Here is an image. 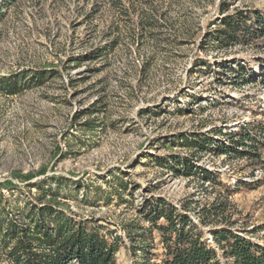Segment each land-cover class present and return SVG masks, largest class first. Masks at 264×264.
Wrapping results in <instances>:
<instances>
[{"label": "rangeland", "instance_id": "obj_1", "mask_svg": "<svg viewBox=\"0 0 264 264\" xmlns=\"http://www.w3.org/2000/svg\"><path fill=\"white\" fill-rule=\"evenodd\" d=\"M0 7V78L42 74L20 80L15 94L0 90V185L12 187L0 190V209L39 205L43 190L27 186L43 180L68 216L111 225L128 244L120 227L144 224L137 207L145 201L198 209L220 196L218 182L213 191L212 181L166 166L187 156L237 188L225 215L262 243L264 163L197 152L178 137L226 141L264 121V46L213 39L223 15L264 11V0H0ZM238 65L253 71L252 81L235 80L229 69ZM116 259L132 264L124 245Z\"/></svg>", "mask_w": 264, "mask_h": 264}, {"label": "trees", "instance_id": "obj_2", "mask_svg": "<svg viewBox=\"0 0 264 264\" xmlns=\"http://www.w3.org/2000/svg\"><path fill=\"white\" fill-rule=\"evenodd\" d=\"M221 8L229 7L221 2ZM2 15L0 7V17ZM220 23L223 27L218 28L213 37L219 45L258 41L264 46L262 9L234 8L221 17ZM229 70L237 82L253 80V71L245 72L240 65L231 66ZM261 70L264 72V67ZM30 74L42 80L40 72L23 71L0 78V90L5 94H15L18 82ZM224 136L226 141L198 132L180 134L178 138L180 145L197 152L222 154L225 158L246 157L253 163H264V121L253 120L237 132ZM166 166L200 178L202 183L210 180L212 189L217 182L224 189L222 193L218 192L220 196L215 201L198 206V209H192L190 202L176 207L162 198L145 201L137 207L144 224L130 221L120 227L130 242L127 244L111 225L99 220L92 223L79 221L68 216L57 193L50 188V191L43 189V180L36 181L27 188L32 186L43 190L41 196L44 201L39 205L25 202L23 206L15 205L13 208L10 202L7 205L2 203L0 258L4 264H118L116 253L124 245L132 264H264V238L259 243L249 237L248 232L233 229L225 215L229 196L237 188L226 186L218 179V171L195 165L187 156L173 155L167 159ZM5 186L0 185V190L12 188ZM2 198L0 191V203ZM191 212L195 213L197 220L191 217ZM256 230H264V223ZM159 246L161 253L156 251Z\"/></svg>", "mask_w": 264, "mask_h": 264}]
</instances>
